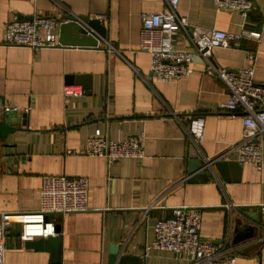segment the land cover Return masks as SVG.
I'll list each match as a JSON object with an SVG mask.
<instances>
[{
    "label": "crops",
    "instance_id": "crops-1",
    "mask_svg": "<svg viewBox=\"0 0 264 264\" xmlns=\"http://www.w3.org/2000/svg\"><path fill=\"white\" fill-rule=\"evenodd\" d=\"M164 7L165 0H0V105L19 110L0 118V212L38 211L44 176L88 178L87 211L49 216L62 227V264H110L112 244L144 264H189L151 247L155 224L182 206L202 208L203 239L227 245L231 236L241 264H264V245L257 243L264 233V170L230 154L225 161L242 167L238 181L232 175L226 181L217 170L208 182L188 181L192 159L213 160L241 141L243 112L221 109L229 92L207 75L200 56L187 78L152 80L151 57L140 49L141 15ZM179 12L191 25L260 33V39L244 38L239 48H215L211 60L229 69L254 66L255 81L264 85V0H256L248 18L218 12L214 0H180ZM66 14L105 21L107 40L97 47L37 53L4 45L5 28L16 17ZM252 53L255 60L248 57ZM79 76L89 77L91 93L70 80ZM68 85L81 86L86 94L66 99ZM194 117L206 122L205 139L197 146L187 132ZM96 130L113 141L144 133L145 157L110 164L67 154L81 150ZM256 141L264 159V136ZM197 148L199 156L191 157ZM239 223L252 226L254 236L236 244ZM20 233L19 224L11 226L5 264H50V254L27 249Z\"/></svg>",
    "mask_w": 264,
    "mask_h": 264
},
{
    "label": "built area",
    "instance_id": "built-area-1",
    "mask_svg": "<svg viewBox=\"0 0 264 264\" xmlns=\"http://www.w3.org/2000/svg\"><path fill=\"white\" fill-rule=\"evenodd\" d=\"M218 12L232 10L248 18L256 6V0H214ZM180 0H165V7L156 12L141 15L142 33L140 49L151 57L152 80L178 82L192 72L195 57L206 62V73L220 79L229 92L228 101L222 110H242L244 130L241 141L227 153L213 160H227L236 154L241 163H250L264 170L263 150L256 140L264 136V85L255 81L254 66L242 69H229L216 66L211 58L215 48H239L244 38L260 39L261 34L244 32L236 34L218 29H208L191 25L186 16L179 12ZM61 16H34L32 19L16 17L5 28L4 45L27 48L34 52L45 49L62 48L59 43L58 28ZM255 60V54L248 55ZM66 99L82 97L86 90L77 85L65 86ZM28 110H26L27 112ZM19 112L17 107L0 105V118L3 114ZM206 122L203 117H194L187 132L196 146L205 139ZM146 136L134 134L118 141L111 140L100 130L90 136L81 150H68V155L100 157L110 164L124 159L140 160L145 157ZM191 152V157H198ZM90 182L88 178L68 176H44L40 189L41 206L36 212H0V264H5L6 238L11 226H21L20 240L23 243L38 238L57 236L52 214L66 215L85 212L89 204ZM264 213V205L261 206ZM203 211L200 207L182 206L172 209L171 215L160 219L154 226L153 248L172 252L186 259L189 264H241L238 260V247L231 236L227 245H220L202 238ZM264 245V233L257 240ZM149 249V247L147 248Z\"/></svg>",
    "mask_w": 264,
    "mask_h": 264
},
{
    "label": "water",
    "instance_id": "water-1",
    "mask_svg": "<svg viewBox=\"0 0 264 264\" xmlns=\"http://www.w3.org/2000/svg\"><path fill=\"white\" fill-rule=\"evenodd\" d=\"M59 43L62 46L70 47H97L100 41L107 40V27L105 21L90 16H74L66 14L61 16ZM77 79V80H76ZM71 81L80 83L88 93H91V83L89 77L79 76L71 77ZM25 123V121L23 122ZM1 136V133H0ZM241 165L237 161L217 160L215 162H206L201 159H192L189 162V182H208L211 180L212 172L217 170L226 181L232 177L238 181L241 173ZM235 229L234 243H241L252 239V226H243ZM57 236L48 238H38L25 243L27 249L37 252H48L50 254V264H62L63 240L62 227L56 225ZM110 264H144L143 259L138 256H131L124 253L119 246L112 244L110 246Z\"/></svg>",
    "mask_w": 264,
    "mask_h": 264
}]
</instances>
